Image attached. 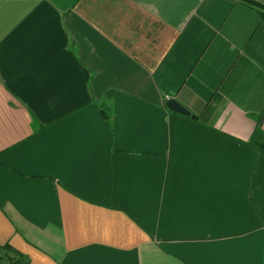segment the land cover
Segmentation results:
<instances>
[{"label":"crops","instance_id":"obj_1","mask_svg":"<svg viewBox=\"0 0 264 264\" xmlns=\"http://www.w3.org/2000/svg\"><path fill=\"white\" fill-rule=\"evenodd\" d=\"M261 142L257 6L0 0V257L264 264Z\"/></svg>","mask_w":264,"mask_h":264},{"label":"trees","instance_id":"obj_2","mask_svg":"<svg viewBox=\"0 0 264 264\" xmlns=\"http://www.w3.org/2000/svg\"><path fill=\"white\" fill-rule=\"evenodd\" d=\"M244 2L248 4H252L258 7L259 14L262 19H264V4H261L257 2L256 0H243ZM256 146L264 152V143H256ZM2 247H10L9 244H4L1 245ZM1 260L4 261L5 264H28V260L26 257L22 254L19 253L18 251L10 253V254H5L4 256L0 257Z\"/></svg>","mask_w":264,"mask_h":264},{"label":"water","instance_id":"obj_3","mask_svg":"<svg viewBox=\"0 0 264 264\" xmlns=\"http://www.w3.org/2000/svg\"><path fill=\"white\" fill-rule=\"evenodd\" d=\"M166 105L169 109L185 115H190L191 113L190 110L184 104H182L179 100L174 97L167 99Z\"/></svg>","mask_w":264,"mask_h":264},{"label":"built area","instance_id":"obj_4","mask_svg":"<svg viewBox=\"0 0 264 264\" xmlns=\"http://www.w3.org/2000/svg\"><path fill=\"white\" fill-rule=\"evenodd\" d=\"M169 98H171V96L169 94H164V100H167Z\"/></svg>","mask_w":264,"mask_h":264},{"label":"rangeland","instance_id":"obj_5","mask_svg":"<svg viewBox=\"0 0 264 264\" xmlns=\"http://www.w3.org/2000/svg\"><path fill=\"white\" fill-rule=\"evenodd\" d=\"M6 249V248H5ZM5 249H1L2 251V254L4 253V251L6 252L7 250H5ZM7 252H9V251H7ZM9 254H10V252H9Z\"/></svg>","mask_w":264,"mask_h":264}]
</instances>
